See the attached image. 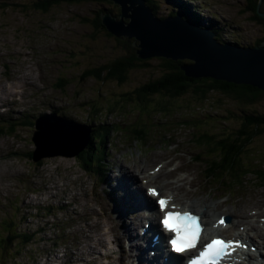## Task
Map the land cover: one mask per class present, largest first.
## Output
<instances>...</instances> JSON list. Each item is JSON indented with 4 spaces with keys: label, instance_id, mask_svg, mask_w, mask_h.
I'll return each mask as SVG.
<instances>
[{
    "label": "rangeland",
    "instance_id": "obj_1",
    "mask_svg": "<svg viewBox=\"0 0 264 264\" xmlns=\"http://www.w3.org/2000/svg\"><path fill=\"white\" fill-rule=\"evenodd\" d=\"M33 1L0 0L6 4L0 7V103L3 104L0 126L7 128L8 121L15 124L14 131L0 135V222L7 219L18 230L28 228L35 233L30 244L10 250L9 257L0 258V264H118L108 244L101 240L106 238L109 242L112 238L109 234L116 233L118 226L124 233V225H128L126 229L132 233L133 210L128 209L126 218L117 219L112 215V204L106 205L113 196V193L107 194L108 185L114 184L113 180H108L107 186L100 184L95 170L79 166L75 154L52 156L42 160L41 165H35L26 157L34 148L30 123L33 125L37 115L52 111L75 122L90 124L91 129L108 127L111 123L120 125L118 130L114 126L109 131L104 143L100 142L101 133L98 137L92 135L99 141L95 147L100 148L108 163L104 169L107 174L98 173L104 180L118 171L122 174V164L133 171V175H138L140 170L153 171L156 165L162 167L166 160L181 155L183 159L172 158L170 163L167 162L164 166L166 171L161 174L164 177L142 183V188L159 186L161 194H166L171 189L164 184L178 177L186 187L182 190L187 196L180 194L176 200L183 204L182 207L188 205L192 208V205V209L203 212L206 207L201 209L199 206L205 200L217 204L214 216L217 213L228 216L229 211L234 213L230 214V224L232 221L235 224L233 229H226L223 234L235 237L236 229L241 231L240 228H244L234 217L244 209L249 215L254 214L255 225L264 233V216L255 215L264 209V185L252 182L254 178L250 175L240 176L243 183L239 189H234V185H217L215 180L206 178L204 164L192 160V154L204 156L207 153L206 145L200 146L192 141L193 131L203 130L198 126L200 123L204 122L200 125L218 135L233 134L242 121L238 113H264V96L253 103H242L228 95L211 92L205 101L198 103L196 98L187 95L171 101V110L165 113L153 109V99L139 110L135 109L137 106L134 110L126 102H120L124 107L122 113L117 109L113 112L102 109L95 117L89 116L91 108L87 105L90 107L102 102L112 105L117 99L123 100V92L131 90L147 74L159 69V57L148 58L151 66L131 72L123 84L113 80L82 79L81 73L86 68L107 62L123 52L115 37L109 36L105 30L94 31L83 17L91 18L95 9L102 8L117 14L119 8L111 2L100 4L96 0H88L81 4L51 6L45 11L36 9ZM179 2H187L190 8L195 6L203 19L202 27L211 24L221 42L253 46L264 37V22L251 20V14L244 10L245 0H152L155 15L164 17L172 10L179 11ZM60 78L67 79L63 88L56 86ZM8 92H11L10 97H7ZM153 98L156 99V95ZM192 119V125H180L182 121ZM142 124H148L150 130L145 144L142 139H133L130 133L134 126ZM67 148L59 147L57 152L69 153ZM248 150L256 151L253 155L260 157L258 153H264V134L255 137ZM261 164L264 160L258 165ZM245 168L250 172L252 165ZM143 189L141 193L144 194ZM63 199L65 203L61 202ZM51 206L52 212H48ZM36 207H43L41 216L36 214ZM59 207L66 214L58 212ZM106 212L112 219L109 228L101 222L102 214ZM116 214L120 215L119 212ZM55 221L58 227L69 229V238L65 239L66 251L61 250L63 246L57 245L56 240L54 245L50 239L54 232L58 233ZM120 231L114 235L117 242H109L114 253L121 256L122 264H129L132 253L133 263L138 264L136 250L141 254L143 243V247L136 246L135 250L132 242L138 238H127ZM242 234L247 235L252 245H257L263 254L261 259L256 257L258 262L253 264H264V240L250 230Z\"/></svg>",
    "mask_w": 264,
    "mask_h": 264
},
{
    "label": "trees",
    "instance_id": "obj_2",
    "mask_svg": "<svg viewBox=\"0 0 264 264\" xmlns=\"http://www.w3.org/2000/svg\"><path fill=\"white\" fill-rule=\"evenodd\" d=\"M83 1L88 0H45L43 5H41L39 8L47 11L51 6L53 7L54 4H81ZM96 1H98L100 4L111 2L109 0ZM258 1L259 0H245L244 10L245 12H249L251 14V20L253 22L262 23L264 22V17H262L260 13H264V0H262L260 7L257 10ZM146 2L155 13V6L152 3V0H146ZM5 5V2H0V7H4ZM178 6L180 7V10H172L169 12V15H175L179 13L183 16V18L194 22L199 27L204 26L203 19L198 13L199 10L195 6L190 8L191 6L187 4V2H179ZM104 12L112 13L111 10L107 8L95 9L91 18L83 17V20L89 22L92 25L94 31L105 30L107 32L100 21L101 14ZM112 14L114 16L118 15V13ZM205 27L215 32L217 39H219L218 32L212 27L211 24ZM107 34L112 36L108 32ZM115 40L116 43L120 44V46L123 48L122 54L97 66L86 68L81 73L80 77L82 79L93 78L99 82L113 80L118 84H123L127 82L131 72L138 71L139 69H146L151 66L147 62L148 59H141L137 57L136 47L133 39L116 38ZM262 40H264V37L259 38L255 42V45L260 43ZM158 59L160 60L159 69L151 71L150 74H147L143 79H141V81L135 83L131 90L123 92L121 95L123 100L117 99V101L112 105L109 104L110 106L108 104H104L103 102L90 107L87 105L88 108H91V110L88 112L89 116L92 115L95 117L101 113L100 110L102 109H104L106 112H113L115 109H117L120 113H122L124 107L123 105L119 104L120 102H126L127 106L132 109L137 106L135 109L139 110L142 109V107H146L150 102H152L151 100L153 99L152 103H155L153 109L155 111L165 113L171 110V101H174V99H182L187 95H191L192 97L196 98L198 103L205 101L208 94L211 92H218L223 95H228L242 103H253L264 96V90H260L250 85L228 83L226 81L214 80L207 77H188L180 67L182 64L187 63L186 60H172L161 57ZM66 80L67 79L60 78L56 86L63 88V84L66 82ZM155 95L157 97L156 99L153 98ZM133 103L136 105L132 106L131 104ZM118 107H121V109H118ZM146 114L148 115V113ZM237 116H240L242 121L233 134H228L227 132L225 135L221 136L215 133L213 130L209 131L208 128L200 125L204 122L198 125L203 129L201 130L203 132L193 131L192 141L200 146L206 145L205 151L207 153L204 156H202L201 153H198L199 155L197 154V161H200L204 164L206 178L212 179L213 181L215 180L216 184L218 183L222 186L231 185L232 187L234 185L237 187L234 189H238L241 188L243 183L241 177H247L250 175L255 179H251L252 182L256 183L257 181L264 185V164L258 165L262 160H264V153L262 155L261 153H258V155L260 154V157H256L254 156L256 151L250 152L248 150V148L252 145L253 139L258 135L264 134V113H238ZM13 122H9V126L7 128L0 126V134L5 132L11 133L14 131L15 124ZM91 122H93V120H91ZM193 122V119L191 121L184 120L182 123H180V125H192ZM23 123L21 124L23 125ZM101 124L103 123L101 122ZM31 125L32 122L30 123V126ZM87 125L91 129V125ZM114 126L119 129L117 124L114 125L112 123L108 127L96 126L95 128L91 129L89 143L77 155L79 166L82 165L84 168H92L95 170V173L100 178L101 182L103 177L98 175V173H106V171H104L106 168V161L105 156L103 155L102 151H100V148L95 147L96 141L98 140H96L94 137H98L101 133L102 136L100 142L104 143L105 136L108 135L109 131L112 130ZM130 133L133 139H142L145 141L147 135L150 134L149 125L142 124L138 127L134 126L133 129L130 130ZM92 135H94V140ZM145 143L146 141L143 142V144ZM26 157L32 162V151L28 152ZM245 163H247V166H245ZM34 164L40 165L42 164V161H38ZM250 165H252V168L251 171L248 172L246 171L245 167H249ZM52 209L53 207L51 206L47 209V211L52 212ZM42 211L43 207H37L36 212H38V216H41ZM57 211L66 214L62 207H59ZM0 226V258H4L6 256L9 257V252L12 249H17L21 246L30 244L35 235L34 231H31V229L28 228L25 230H18L17 227L12 226L11 222L7 219L2 220L0 222ZM55 227H57L58 233L55 234L54 232L50 237L52 244L54 245L55 240L58 243L60 240L62 242L63 239L69 238V234L66 233L68 227H58L56 221Z\"/></svg>",
    "mask_w": 264,
    "mask_h": 264
},
{
    "label": "water",
    "instance_id": "obj_3",
    "mask_svg": "<svg viewBox=\"0 0 264 264\" xmlns=\"http://www.w3.org/2000/svg\"><path fill=\"white\" fill-rule=\"evenodd\" d=\"M109 1L119 8V13L114 16L104 12L101 24L117 39H133L138 58L186 60L180 67L188 77H207L264 90V40L253 46L221 42L211 29L199 27L179 13L156 16L146 0ZM261 2L258 1L257 10ZM260 15L264 17V13ZM33 128V163L52 156H77L89 143L91 134L87 124L56 111L39 115ZM74 141L79 145L70 149ZM62 146L68 147L69 153L57 152Z\"/></svg>",
    "mask_w": 264,
    "mask_h": 264
},
{
    "label": "bare ground",
    "instance_id": "obj_4",
    "mask_svg": "<svg viewBox=\"0 0 264 264\" xmlns=\"http://www.w3.org/2000/svg\"><path fill=\"white\" fill-rule=\"evenodd\" d=\"M80 143H81V141H80ZM77 145H79L78 141L77 142L74 141V142H72L70 144L69 147L71 149V148L76 147ZM172 158H174V159H183V158H181V155H179V156L176 155V156H174ZM172 158L169 159V160H166L164 162L163 166L158 170V174H156V173L151 174L148 170H140L139 171V174H138L140 176H138L137 174H136L137 175L136 176V175H133V171H130L127 166H125V165L122 164L121 165V167L123 169L122 174H120V171H118V173L116 175H113V176H110L109 175L108 176V179L109 180H113L112 182H114V184L108 185V186L110 188L111 194L113 193V196H115V197L111 196L110 197V202L109 201L106 202V205L107 206H110L112 204V206H111L112 207V211H113L112 215L114 216V218H117V219L126 218L128 216V214H129L128 213V209L130 211L133 210V212H134L133 213L134 214L133 216L135 217V219H134L133 223L130 225V227L132 229L131 230L132 233L129 232V230L126 229V227L128 225L127 226L124 225V233L120 231V227L119 226L117 228V232L120 231L122 233V235H124L127 238H132V236L138 238L137 240H135V241L132 242V248H134L135 250H136V246L143 247L141 244L143 242H147L149 240V235L153 231H158L159 230V226H158V224L155 221L154 213L157 212V208H156V204H155V202H154L153 199L147 198V200L145 201V204H146L147 207L145 206V207H142V208H139V207L134 208L132 206V200H133V198L135 196H138L140 198L141 197L142 198H146V194L145 193L144 194L141 193V189L143 187V185H142L143 180L146 179L147 180L146 182H149V181H153V180L155 181V180H157V179H159L161 177H164L165 175L164 176L161 175L164 171H166L164 169V166L167 164V162L170 163V161L172 160ZM192 160H194V161L196 160L197 161V155L195 156V154H192ZM97 179H98V182L101 183V180H100V178L98 176H97ZM103 180H104V178L102 179V182H103ZM183 182H180L179 181V178L177 177L174 181H169V182H166L164 184L165 186H168L171 189V191L167 192L165 195L172 197V199H173L172 200L173 202H171L172 204L177 203V204L183 205V204H181L179 202H176L177 196H179L180 194H182L183 197H186L187 196L185 194V191L182 190V188L183 189L186 188L184 186V183L185 182L184 183ZM200 204L201 205L199 207H201V209H202V207H206V209L203 212H200V211H194V212H198V213H201L202 214V216H203L202 219L206 223L209 232L210 231H215L216 229H213L211 226H212V223H213L212 217L214 216V213H215L214 210L217 209V204L211 203V202L207 203L205 200H202ZM129 206H130L131 209L129 208ZM187 206L188 205H185V207H187ZM148 207H150V208H148ZM190 207L193 208L192 205H190ZM144 209H146V210H149L150 209L152 211L151 214L150 213H146V211H144ZM187 209H189V208H187ZM212 210L214 212H210ZM249 210H251V209H249ZM116 212H119L120 215L119 214H116ZM229 214L234 215V213L232 211H229ZM237 214L238 215L237 216H234V217L237 219V222H239L240 224L242 223V225L245 228V231H248V230H256V234L261 239L264 240V233L262 232L263 230L261 231L260 229H258L257 228V225H255V223H257V220H255V219L253 220L254 214L253 215H251V214L249 215L248 214V210H246V209L239 211V213H237ZM97 215H99V214H97ZM215 215H218V213L215 214ZM255 215H257V216L258 215L264 216V209L258 210V212H256ZM102 217H103L102 218V221H101L102 224H106L108 226V228H109V224L112 222V219L109 217V215H108L107 212L104 213V214H102ZM206 217H207V219H206ZM142 219H143V221H142ZM216 219H217V216L213 220H216ZM144 221H149L150 222V224H149V230H148V233L146 235L140 236L139 235L140 232L139 231H136V230L138 228L140 229V228L143 227V222ZM229 224L230 223H227L226 228L229 227ZM230 225H235V224L232 221V223ZM263 227H264V224H263ZM99 229H100L101 232L103 231L101 225L99 226ZM221 230H222V228L220 229V231ZM222 231H224V230H222ZM117 232L114 233L113 235L109 234L112 237L111 240L109 241L110 243L117 242V240H115V238H114V235H116ZM82 234H83V238H85V234L84 233H82ZM104 234L106 235L107 232H105ZM242 235L240 233H238L236 235L237 237H235V238H241V239L247 240V235L244 236V237ZM227 238H232V237L229 236ZM101 241L105 245L108 244V246L110 247V250L112 251L114 257L118 260V264H122L121 256L119 254H115L114 253V249L110 245V243L108 242V240L106 238H104ZM250 241H252V240L250 239ZM250 245H252V243ZM91 248L94 249L95 246L94 247L92 246ZM143 249L144 250H143V252L141 254L138 253L139 250L138 251L136 250V253H137L138 258H139V263L138 264H159L158 263V260H159L160 257L158 256V254H157V256H151L149 254V252H150V250L152 248L146 246ZM129 250L132 251L131 248ZM160 251H163V252L166 251V245L163 243L162 240H161V242L159 244V247L157 248V252H160ZM143 254H145L146 256H143ZM242 254L243 255L245 254L247 258L251 259V255L249 253L244 252ZM132 256H133V254L130 253L129 264H134L133 263V260L134 259L133 260L131 259ZM238 257H241V256H238ZM135 258H137V256ZM76 261H77V259H76Z\"/></svg>",
    "mask_w": 264,
    "mask_h": 264
},
{
    "label": "snow or ice",
    "instance_id": "obj_5",
    "mask_svg": "<svg viewBox=\"0 0 264 264\" xmlns=\"http://www.w3.org/2000/svg\"><path fill=\"white\" fill-rule=\"evenodd\" d=\"M155 192V190H153ZM160 204L162 207L167 206L165 200H161ZM197 217L191 216L188 213H172L169 212L165 216L163 221L166 228L175 231L177 236L176 239L172 240L174 249L177 252H182L186 248H194L199 241L200 236V225L197 223ZM221 224L224 220L221 219ZM232 246V242H226L220 239L213 240L211 243L205 246L203 252L200 253L202 262L207 260L210 264H218V258H220L226 249Z\"/></svg>",
    "mask_w": 264,
    "mask_h": 264
},
{
    "label": "flooded vegetation",
    "instance_id": "obj_6",
    "mask_svg": "<svg viewBox=\"0 0 264 264\" xmlns=\"http://www.w3.org/2000/svg\"><path fill=\"white\" fill-rule=\"evenodd\" d=\"M45 0H34L33 2H32V5L36 8V9H40V10H42L41 8H39L41 5H43V2H44ZM53 7H55V4H54V6Z\"/></svg>",
    "mask_w": 264,
    "mask_h": 264
}]
</instances>
